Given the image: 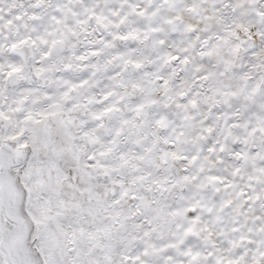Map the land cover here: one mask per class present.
Instances as JSON below:
<instances>
[{
	"label": "snow or ice",
	"instance_id": "obj_1",
	"mask_svg": "<svg viewBox=\"0 0 264 264\" xmlns=\"http://www.w3.org/2000/svg\"><path fill=\"white\" fill-rule=\"evenodd\" d=\"M0 264H264V0H0Z\"/></svg>",
	"mask_w": 264,
	"mask_h": 264
}]
</instances>
